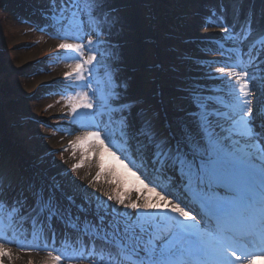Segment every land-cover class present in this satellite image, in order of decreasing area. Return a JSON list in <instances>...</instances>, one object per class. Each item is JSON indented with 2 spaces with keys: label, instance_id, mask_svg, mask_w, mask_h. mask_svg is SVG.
<instances>
[{
  "label": "rangeland",
  "instance_id": "rangeland-1",
  "mask_svg": "<svg viewBox=\"0 0 264 264\" xmlns=\"http://www.w3.org/2000/svg\"><path fill=\"white\" fill-rule=\"evenodd\" d=\"M25 1L35 7L38 5L42 11L49 10L45 0ZM136 1L138 0H107L106 8L114 11H111L105 20L101 21L87 10V0H71L67 14L70 18L66 19L67 16H64L49 25H45L46 21L45 24L38 23L34 28L42 25L48 26L45 27L44 32L37 29L38 32L43 33L39 42L34 41L31 46L22 49L13 48L10 43L28 37L29 33L22 34L27 28L21 24L15 28L9 21L10 19L8 20L10 29L4 34L1 53V64L5 67L12 61L11 64H14V68H20L26 62L41 58V55L47 50L46 56L53 53L61 55L52 72L43 70L33 73L31 76H35L34 78H19L21 89L25 93L32 94L35 84L44 86L47 83L55 82L53 79L60 83L46 87L49 90H57L60 88L59 85H64L62 82L69 77L73 78L71 82L80 83L82 93H68L63 97L66 101L60 102V104H57L51 95L46 100L43 97L36 99L34 107L19 104L17 109H14L17 113L13 117L8 113L3 114L0 107L2 117L6 118V120L0 121V137L6 136L7 143L11 142L10 146L15 147V150L22 149L24 145L30 146L32 143L31 138L22 131V125L26 119L31 117L38 119L41 116L47 120L45 121L47 125L35 126L37 127L35 131L39 135L45 133L42 137L34 136L33 140L32 148L34 150H44L41 155L34 156L26 149L29 155V159L26 161V158L22 159L20 155L22 152L18 151V155L22 159L21 164L22 162L27 163L26 170L23 172L18 167L19 162L14 159L13 149L5 141L0 142V173H3L14 187L10 189V193L13 194L11 197H6V200H14L23 191L24 195L29 197V204V186L35 185V188L31 189L32 192L41 186L47 190L52 185L50 174L55 173L60 179L63 191L73 194L91 211L95 212L96 206H98L99 212L101 214L106 212L107 218L110 220L128 219L134 221L138 229L137 234L140 233V229L149 230L154 225L158 215L155 208L158 203L169 198L170 193L167 186L172 187L173 180L165 179L166 174L164 175L163 172L158 176L161 180L150 177L148 172L152 167L150 159L152 155L135 141L121 136L119 134L120 126L112 122L111 114L107 113V109L100 103L107 95H101L100 91L107 88L106 92L108 93L112 84L117 82V77L130 83L131 98H142L146 93L155 98L154 89L143 88L146 84L150 86V83H142V74L138 71L145 61H149L151 51L152 54L155 52L151 45L152 38L145 42L151 34L153 35L150 25L146 24L150 16L149 14L142 15L143 11L135 5ZM168 4L172 8L174 7L179 15L173 18L172 24L179 25L188 18L191 6L186 0H169ZM258 5L262 7L264 14V0H261ZM225 6L226 0H201V7L204 9L199 10L198 13L206 18V23L201 25L199 20L193 30L188 31V35L180 36V39L187 40L184 47L195 51L191 54L183 53L189 57L183 58L175 51V44L171 43L165 46L164 53L163 43L160 42L163 66L159 68L165 72L161 78L162 90L168 95L169 101L172 96H176L179 102H171V105L178 106L186 103L179 99L181 94L177 91L178 85L198 83L207 86L200 90L215 92L216 97L211 93L216 98L213 105L221 113V116L213 118L217 125V136L214 138L219 139L221 144L225 143L218 132L227 126L222 130V134L229 133L235 136L236 133V136H242L241 138L245 142L251 139L260 142L264 137V131H260L263 129L258 127L260 118L254 116L253 113L254 110L264 105V80L260 79V77H264V50L256 52L254 56L251 55L252 52L247 54L251 57L249 61H254L251 65L245 64L246 56L241 54L238 59L234 55L233 50L241 51L242 46L238 38L233 36L232 29H228V26L222 24L228 21ZM17 7L22 8V5L18 4ZM162 7L166 9L168 6ZM39 9L38 12H40ZM156 10H162V8ZM14 14L15 12L12 11L13 19ZM39 17L41 18V16ZM10 18L12 19V17ZM1 19L0 24H3ZM112 19H117V23L112 25ZM218 29L219 31H217ZM168 30L171 37L180 34L173 25H169ZM211 30L217 31L219 35L212 37L213 35L208 34L212 33ZM157 32L163 39L167 35L163 28H157ZM97 36L100 39H97ZM0 40L3 38L0 37ZM116 45L118 48L113 47ZM223 46L231 49V53L224 51ZM62 48L71 54L67 55L61 50ZM53 49L59 50L52 52ZM12 50L16 52L14 56H12ZM114 51L118 56L115 61L112 59ZM95 53H97L99 62L94 61ZM187 59L191 61L190 64ZM93 61L94 63H92ZM179 62L185 65L189 64L190 70H187L185 75L180 73V67L173 65ZM230 62L236 66L230 65ZM165 67H167L166 70ZM144 70L143 78H146L148 73L151 74V70ZM92 74H98L100 78L96 82L89 81L94 90L96 86L98 92L96 96L89 97L93 104L89 105L91 116H88L83 111L88 107L84 102L85 94H87L85 81ZM105 76L109 81L104 80ZM241 84H248L251 87L246 95L235 90H238ZM152 90L153 93H151ZM49 92L53 94V92ZM174 92H177V95ZM218 92H222L223 96H219ZM166 94L163 95V103L167 102ZM67 99L71 102H69V108L78 110L74 114L75 119L70 118L69 121L53 123L52 118H55L57 114H65L67 111L65 110L68 107ZM47 101L52 104H47L45 111L42 112L41 108L46 105ZM145 101L157 109L152 100L145 99ZM76 104H80L82 109ZM50 127L57 130L46 133L47 128ZM29 130L31 131V128ZM235 130L236 132L233 134ZM213 146L216 147L217 142ZM134 151H137V156L133 154ZM217 151H219L218 148ZM213 153L220 158H225L223 155ZM130 164L133 165L132 169ZM38 167L41 168L38 170L39 172L35 171ZM160 167L155 164L153 173H158L157 170L161 169ZM63 168H66L67 172L62 175L60 171ZM25 184L26 189L21 190L20 185L23 187ZM16 191L17 193H15ZM11 207H17V205L13 203ZM34 215V213L29 214L25 208L11 216L8 204L0 207V264H100V261H103V264H124L121 260L116 261V259L120 250L129 246L127 236H124L123 244H120L116 237L108 238L105 243L97 242L96 245L83 244L80 242L83 237H77L75 233L72 234L73 239L63 238L61 234L64 229L59 225L60 236L58 237V233L54 235V243H50L49 240L44 242L40 238L39 227L34 228L31 224ZM25 216L27 219L24 218ZM90 219H94V217H90ZM57 223L53 221L51 228H54ZM45 224L48 223L45 222ZM33 231L37 237L36 243H33L30 237ZM160 236L154 238L151 235L148 239L144 237L133 241L131 246L135 248L136 244H141L148 253L156 255L167 251L174 252L178 240L171 239L167 234ZM7 252L11 253V258Z\"/></svg>",
  "mask_w": 264,
  "mask_h": 264
},
{
  "label": "snow or ice",
  "instance_id": "snow-or-ice-1",
  "mask_svg": "<svg viewBox=\"0 0 264 264\" xmlns=\"http://www.w3.org/2000/svg\"><path fill=\"white\" fill-rule=\"evenodd\" d=\"M70 3L71 0H48L49 10L43 12L42 17H46L49 23H54L68 14ZM106 4L107 0H87L86 7L92 16L103 21L111 11H114L107 9ZM115 23L117 19H112L111 24ZM97 39L100 37L97 36ZM113 47L118 48V45ZM95 57L94 61L99 62L97 53ZM117 58L114 51L113 61ZM260 79L264 80V77ZM206 87L198 83L178 85L177 91L181 94L179 99L186 103L176 107L179 115L171 117L167 112L154 108L143 98H131L130 83L127 80H120L119 77L100 103L111 113L112 122L120 126L119 134L147 149L161 167L174 169L189 178L197 172H209L215 176L220 157L211 151V146L216 143L214 137L217 136V125L213 118L221 113L213 105L216 98L211 95L210 90H200ZM160 95L159 91L154 93V96ZM84 102L88 105L93 104L88 96ZM253 115L260 118L258 127L264 128V105L254 110ZM197 161L198 166L194 168L193 165ZM51 179L54 183L47 190L41 186L32 192L31 189L35 188V185L29 186L31 198L29 206V197H26L23 191L14 200H6V197L12 195L10 193L12 184L3 173H0V207L8 204L11 216L27 208L29 214H35L31 220L34 228H44L45 222L51 227L55 221L64 229L61 234L63 238L73 239L72 234L75 233L77 237H83L84 243L96 245L97 242L105 243L108 238L116 237L117 241L123 244V238L127 236L129 246L125 250L131 254L139 252L138 248L131 246L133 241L139 240L134 221L110 220L106 212L103 214L99 212L98 206L95 212L91 211L73 194L65 193L55 176ZM13 203L17 207H11ZM24 218L27 219L26 216ZM7 255L11 258L10 252H7ZM131 258L130 255L129 259ZM100 264H103V261H100Z\"/></svg>",
  "mask_w": 264,
  "mask_h": 264
},
{
  "label": "bare ground",
  "instance_id": "bare-ground-1",
  "mask_svg": "<svg viewBox=\"0 0 264 264\" xmlns=\"http://www.w3.org/2000/svg\"><path fill=\"white\" fill-rule=\"evenodd\" d=\"M260 23H262V24L264 23V18L261 20ZM229 26H230V25H229ZM262 26L264 27V25H262ZM106 89H107V88H106ZM106 89H105V88L102 89V90L100 91V94H101V95L107 94ZM248 89H249V86H248L247 84H245V85H241V86L239 87L238 90H239V91H242L243 94H247V93L249 92ZM228 143H231V144H232V145L230 146V149L233 148V147H237L238 151H240V153L244 156V159H242L244 162L251 161L252 158H256V157H258V155H259V154H258V151H257V150H254V149H253L254 147H252L253 145H256V144H257L256 142L248 141V142H245V143H244V144L246 145V146H244V145H243V141H241L240 139H238V138H236V137H231V138L228 140ZM251 147H252V149H251ZM257 168H258L259 170H261V171H264V168H262V167H260V166H257ZM256 177H257V176H255V178H256ZM240 178H241L242 180H248V179H251L252 177L250 176V174L246 173V174L240 176ZM258 185H259V184H258L256 181L253 182V186H254V188H257ZM196 205H198V203H196ZM262 209H264V208H262ZM262 209H260V208H256V209L253 210V213H254V214H263V213H264V210H262ZM263 216H264V215H263ZM181 217H182V216H181ZM243 217H246V216L243 215ZM187 218H188V217H185V218H184V219H185V222L190 221V219L188 220ZM167 219H168V218L165 217V220H166V221H167ZM185 222H184V223H185ZM190 224H192V222H190V223H186V224L184 225V227H185L186 229H190V228L192 227V225H190ZM193 231H198V232L202 233L204 236H207V239H208V240H210L211 237H212V235L206 233L204 227H203L201 224H194ZM205 241H206V242H204V243H206V244H204V245L206 246L207 249H211L212 251H221L222 246H218V245H216L214 242L207 241L206 239H205ZM246 264H264V258L256 257V258H253L249 263H246Z\"/></svg>",
  "mask_w": 264,
  "mask_h": 264
},
{
  "label": "trees",
  "instance_id": "trees-1",
  "mask_svg": "<svg viewBox=\"0 0 264 264\" xmlns=\"http://www.w3.org/2000/svg\"><path fill=\"white\" fill-rule=\"evenodd\" d=\"M168 1L169 0H158V5H159V7L160 8H162V9H164V11L166 10L165 8H163L162 7V5H167L168 6V9H169V13L171 14V18H172V20H173V18L175 17V16H179L178 14H177V11L175 10V8L173 7H171L169 4H168ZM177 1H179V0H177ZM189 4H191L192 2H193V0H186ZM11 2H13L14 4H16L17 3V1L16 0H0V18H2L1 19V21L3 22V20L5 19V15L7 14V7H8V4H11ZM3 32L4 31H6L5 29L4 30H2ZM8 89H11V88H9L8 87ZM1 109H3V106H1Z\"/></svg>",
  "mask_w": 264,
  "mask_h": 264
}]
</instances>
